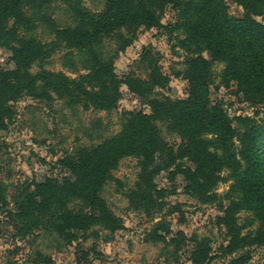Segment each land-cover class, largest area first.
Wrapping results in <instances>:
<instances>
[{
  "label": "trees",
  "instance_id": "obj_1",
  "mask_svg": "<svg viewBox=\"0 0 264 264\" xmlns=\"http://www.w3.org/2000/svg\"><path fill=\"white\" fill-rule=\"evenodd\" d=\"M50 1L0 0V47L10 51L14 64L12 71H0V131L6 129L12 117L9 103L21 96L45 97L50 101L53 94L73 104L82 103L85 109L108 111L118 102L121 84L138 97H147L155 88L165 87L166 79L154 61L147 59L146 53L145 62L150 67L147 82L130 76L120 83L111 61L98 58L89 74L77 80L45 71L31 74L29 66L45 58L46 52L38 42L17 33L19 28L31 30L35 24L32 14ZM231 1L243 9L241 19L228 16L224 0H105L101 13L77 11L79 26L55 32L57 41H64L68 48H89L100 42L102 36L121 29L133 32L138 28H165L167 33L180 32L182 38H177V42L185 54L188 96L184 101L148 100L149 113H128L118 136L100 147L77 150L60 162L70 170L73 179H64L61 183L45 180L19 192L14 197V210L5 208L6 218L16 232L15 238L33 236L34 231L42 228L71 243L83 239L91 227L100 223L116 229L120 222L108 211L99 192L118 161L132 156L138 158L140 171L130 205L147 215L164 207L165 192L153 183L161 172L166 173L170 182L182 175L186 181L185 193L207 199L216 196L211 192L219 173L223 169L233 172L238 195L242 194L239 205L244 203L255 212L260 225L258 243L264 246V167L259 148L264 141V117L258 125L240 117L233 123L223 104L209 98L211 64L222 63V86L228 88L234 82L236 93L244 102L262 106L264 110V24L254 19L264 15V0ZM167 9L176 17L171 28L161 23ZM158 120L178 134L180 145L172 148L163 141L154 125ZM205 135L212 138L204 139ZM235 139L239 141L240 159L233 150ZM75 201L83 206L69 209ZM239 205L236 201L230 202L217 218V224L228 236L223 248L225 253L234 251L244 240V237L238 238L234 224L233 215ZM154 228L149 233L152 242H163L169 229L164 228L163 223ZM176 235L179 241H171H176L177 245L186 240L182 232ZM207 255L204 243H197L190 251V261L203 264ZM242 258L229 264H242Z\"/></svg>",
  "mask_w": 264,
  "mask_h": 264
},
{
  "label": "rangeland",
  "instance_id": "obj_2",
  "mask_svg": "<svg viewBox=\"0 0 264 264\" xmlns=\"http://www.w3.org/2000/svg\"><path fill=\"white\" fill-rule=\"evenodd\" d=\"M104 2L51 0L47 6L33 13L34 27L29 31L19 28L17 34L42 45L46 57L32 63L28 71L31 74L45 71L77 80L89 74L98 58L111 61L113 73L120 83L130 76L147 82L150 68L144 58L147 55L166 79L165 87L155 88L147 97H138L121 84L118 102L108 111L85 109L82 103L73 104L53 94L50 101L45 97L21 96L9 103L12 117L6 129L0 131V264H192L190 251L197 243H204L208 250L203 264H229L239 257H243L242 264H264V246L258 243V218L246 204L239 205L242 194L239 192L238 195L233 172L223 169L219 173L211 192L216 196L209 199L185 193L186 181L182 175H177L170 182L166 173L161 172L153 183L165 192L162 199L164 207L147 215L130 205V196L135 192L140 171L138 158L132 156L118 161L99 192V198L108 211L120 222L116 229L111 230L108 225L100 223L91 227L83 239L78 238L71 243L42 228L24 239L18 235L14 237L16 232L6 218L5 208L11 212L14 210V197L19 192L45 180L61 183L64 179H73L70 170L60 162L77 150L100 147L118 136L128 113H149L148 100L169 98L184 101L188 96L184 78L185 54L177 42V38H182L180 32L167 33L165 28H138L133 32L121 29L102 36L100 42L89 48H68L64 41H57V30L79 26L77 11L99 14ZM224 2L228 16L243 17L240 6L231 0ZM24 11L30 13L26 9ZM254 19L264 24V15ZM175 21V14L167 9L161 20L162 26L171 28ZM8 22L11 26V20ZM210 68V100L223 104L233 123L240 117L258 125L264 117L263 107L244 102L237 95L234 82L228 88L222 86L220 75L224 64L212 62ZM13 69L10 51L0 47V71ZM154 125L167 145L176 148L181 144L180 137L167 123L158 120ZM203 138L210 140L212 137L205 135ZM259 148L264 167V141ZM233 150L240 159L237 139L233 141ZM232 201L239 205L233 215L234 224L238 238L244 237V240L238 244L240 247L225 253L223 248L227 245L228 236L226 230L217 224V218ZM82 206L75 201L68 207L73 210ZM160 223L169 229V234L163 242L154 243L149 233ZM161 230L159 232L164 234ZM178 232H182L186 239L179 245L171 241H179Z\"/></svg>",
  "mask_w": 264,
  "mask_h": 264
}]
</instances>
